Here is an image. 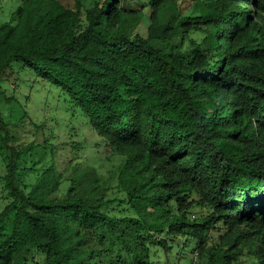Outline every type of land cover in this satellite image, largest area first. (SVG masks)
<instances>
[{"label": "trees", "instance_id": "trees-1", "mask_svg": "<svg viewBox=\"0 0 264 264\" xmlns=\"http://www.w3.org/2000/svg\"><path fill=\"white\" fill-rule=\"evenodd\" d=\"M185 1L20 0L0 23V83L32 72L123 158L110 197L94 168L56 174L51 143L15 145L0 110V264H154L188 242L197 264H264V0Z\"/></svg>", "mask_w": 264, "mask_h": 264}, {"label": "rangeland", "instance_id": "rangeland-1", "mask_svg": "<svg viewBox=\"0 0 264 264\" xmlns=\"http://www.w3.org/2000/svg\"><path fill=\"white\" fill-rule=\"evenodd\" d=\"M58 1L66 8H75V0ZM92 1L82 0L83 6L88 7ZM176 1L178 9L190 12V2ZM19 4L20 0H0V23L7 20ZM143 12L145 15L133 33L145 36L149 25L148 8H144ZM0 88L9 98L0 99V110L15 135V145H26L31 141L51 143L56 174L68 177L74 172L81 173L94 168L108 185V196H112L117 182L114 174L123 158L113 154L105 140L96 134L83 116L70 110L58 88L17 64L6 71ZM48 158L49 151L45 156V159ZM4 166V158L0 155V210L7 203L1 181L5 173ZM192 244L188 242L178 245V249L169 255V260L164 257L162 249L153 244L152 252L156 256L154 264H197ZM34 262L39 263V257H34Z\"/></svg>", "mask_w": 264, "mask_h": 264}]
</instances>
